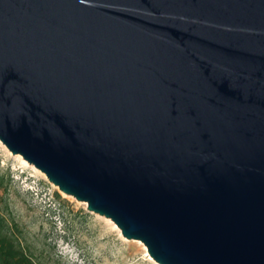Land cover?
I'll list each match as a JSON object with an SVG mask.
<instances>
[{"label":"water","instance_id":"1","mask_svg":"<svg viewBox=\"0 0 264 264\" xmlns=\"http://www.w3.org/2000/svg\"><path fill=\"white\" fill-rule=\"evenodd\" d=\"M0 143L157 264H264V0H0Z\"/></svg>","mask_w":264,"mask_h":264},{"label":"rangeland","instance_id":"2","mask_svg":"<svg viewBox=\"0 0 264 264\" xmlns=\"http://www.w3.org/2000/svg\"><path fill=\"white\" fill-rule=\"evenodd\" d=\"M0 210L17 240L41 264H157L139 241L59 192L0 143Z\"/></svg>","mask_w":264,"mask_h":264},{"label":"trees","instance_id":"3","mask_svg":"<svg viewBox=\"0 0 264 264\" xmlns=\"http://www.w3.org/2000/svg\"><path fill=\"white\" fill-rule=\"evenodd\" d=\"M5 176L0 175V189L4 187ZM0 264H41L14 236L11 226L0 210Z\"/></svg>","mask_w":264,"mask_h":264}]
</instances>
